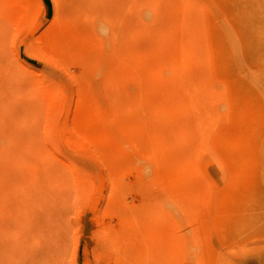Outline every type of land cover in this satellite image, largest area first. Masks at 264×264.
I'll return each instance as SVG.
<instances>
[{"label": "rangeland", "instance_id": "374dc122", "mask_svg": "<svg viewBox=\"0 0 264 264\" xmlns=\"http://www.w3.org/2000/svg\"><path fill=\"white\" fill-rule=\"evenodd\" d=\"M0 264H264V0H0Z\"/></svg>", "mask_w": 264, "mask_h": 264}, {"label": "bare ground", "instance_id": "6f19581e", "mask_svg": "<svg viewBox=\"0 0 264 264\" xmlns=\"http://www.w3.org/2000/svg\"><path fill=\"white\" fill-rule=\"evenodd\" d=\"M67 1V0H66ZM71 1V0H70ZM80 3V2H79ZM69 4V3H68ZM81 4V3H80ZM77 7V6H76ZM74 8V7H73ZM83 9V8H82ZM73 10V9H72ZM86 12V11H85ZM92 13V12H91ZM82 14V13H81ZM85 17V16H84ZM71 19V18H70ZM63 20V19H62ZM88 20V19H87ZM89 22V21H88ZM77 41V40H76ZM80 41V40H79Z\"/></svg>", "mask_w": 264, "mask_h": 264}]
</instances>
